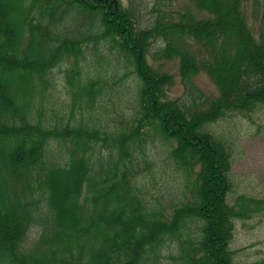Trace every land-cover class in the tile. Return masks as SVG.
<instances>
[{"label":"trees","instance_id":"1","mask_svg":"<svg viewBox=\"0 0 264 264\" xmlns=\"http://www.w3.org/2000/svg\"><path fill=\"white\" fill-rule=\"evenodd\" d=\"M190 1L198 13L156 9L141 27L130 0H0V264H168L159 260L172 241L173 264H240L229 246L235 220L264 214V198L228 202L230 148L206 127L264 106V18L250 25L249 0ZM99 50L115 51L121 78L133 75L128 97L107 86L101 66L85 70L86 54L104 59ZM162 59L177 61L181 97L169 96L174 76ZM60 66L65 118L50 104ZM202 72L215 96L195 88ZM109 95L127 120L92 122ZM147 133L165 151L149 152ZM162 164L181 177L168 209L148 202L139 175Z\"/></svg>","mask_w":264,"mask_h":264},{"label":"rangeland","instance_id":"2","mask_svg":"<svg viewBox=\"0 0 264 264\" xmlns=\"http://www.w3.org/2000/svg\"><path fill=\"white\" fill-rule=\"evenodd\" d=\"M122 1L126 4L129 3V0ZM130 1L132 7L136 10L138 25L141 27H146L154 20L157 15L156 9L168 13L167 17L170 16L171 18L186 10L198 13L190 0H163L160 3H157L156 0ZM245 11L250 25L253 28H258L260 21L264 18V8L258 6L256 10H253L251 0H249L245 6ZM254 12L255 17L253 15ZM15 17L16 15L13 14L8 15V19ZM161 44L159 42L152 44L150 50L159 48ZM190 48L197 53L199 52V47L194 42H190ZM98 52L100 55L101 53L105 55L104 59L97 65V63L90 61V53L86 54V60L84 61L85 70L93 74L101 66L103 68V70L101 69L103 71L102 76L105 78L107 86H113V90L122 91L124 92L122 96L128 97L129 93H131L130 87L133 75L130 74L128 76L126 74V76L121 78L124 75V71L120 68L119 62L121 59L115 54L114 50H99ZM157 63L162 64V69L171 72L174 76V84L168 88L169 96L172 98L181 97L184 88L181 83L177 61L162 59ZM61 68L64 69L65 66H60L53 73L55 84L50 104H53L57 109L59 118H65L64 111L59 108V103L66 99ZM192 81L202 96L212 97L218 92L215 84L204 72L195 76ZM99 102L96 103L90 116L92 122L103 123L109 121L110 125H112L111 120H127L124 119L127 116L125 103L121 104V108L125 111L123 112L115 110L117 102L110 95L108 98L101 100L100 105ZM130 107H134V104L130 105ZM114 126H118V123ZM206 128L221 137L230 148L232 187L227 195L228 202L233 204L240 195L256 199L264 198V106L258 107L249 115L232 114L207 125ZM146 137L147 142H149V152L152 150L158 154L165 151L164 143L159 138H156L153 133H147ZM165 166L166 164H162L160 169L150 170V177L145 176L142 171L139 173L145 183V197L156 209H168L169 202L173 200L171 199L172 196L179 189L181 190V187L175 184L181 180L180 175L175 168L169 170L166 167V172H163ZM188 191L186 196L190 195V191ZM42 225V222H38L37 225L31 227L25 241L26 245H30L34 241L42 229ZM191 232L195 234L198 230L191 225L190 234ZM176 245L175 241L166 242L165 247L161 250L162 257L159 261H168V264H173V261L169 259L170 251L175 249ZM229 246L234 251L235 261L240 264H248L264 258V214L256 213L244 219H236L233 237L229 242Z\"/></svg>","mask_w":264,"mask_h":264}]
</instances>
